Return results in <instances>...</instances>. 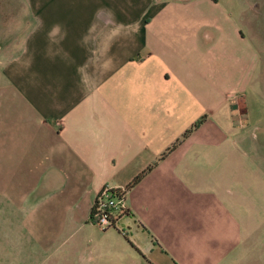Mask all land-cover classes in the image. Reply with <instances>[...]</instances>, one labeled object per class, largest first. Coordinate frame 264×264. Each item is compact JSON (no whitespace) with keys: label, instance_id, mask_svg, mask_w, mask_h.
I'll return each mask as SVG.
<instances>
[{"label":"crops","instance_id":"1","mask_svg":"<svg viewBox=\"0 0 264 264\" xmlns=\"http://www.w3.org/2000/svg\"><path fill=\"white\" fill-rule=\"evenodd\" d=\"M236 10L0 0V214L14 216L0 262L109 264L127 245L189 264L179 248L219 239L234 258L244 247L239 263L264 264V154L255 177L252 158L264 151V58ZM151 166L125 195L137 239L92 222L103 190Z\"/></svg>","mask_w":264,"mask_h":264},{"label":"rangeland","instance_id":"2","mask_svg":"<svg viewBox=\"0 0 264 264\" xmlns=\"http://www.w3.org/2000/svg\"><path fill=\"white\" fill-rule=\"evenodd\" d=\"M221 2L227 8H230L231 11L232 9L234 10L237 9L235 12L236 15L245 18L244 20L246 22V25L242 24V26L244 27L245 31L251 35L254 45L259 50H261V55L264 58V0H221ZM256 5L258 6V8H254V6ZM248 24L252 26V29L250 31L247 30ZM252 139H253V147H254L257 141L254 138ZM262 154H264V151L259 150L257 148L255 149L253 148L252 158H253L254 177L255 174L259 172L258 167L259 165H261L262 162V158H263ZM241 201L244 202L245 198H242ZM9 217H14V216H6L0 214V255L3 254L2 250L4 249L3 245L5 244V239H6L5 223ZM246 217H250V215ZM256 217L258 218L257 221L259 222L260 221L259 216ZM256 217L254 216L253 218ZM127 219L128 217L126 216V214H123L117 223L116 230L125 231L124 237L127 238L132 237L133 239H137L136 235H134L133 233L131 234L128 226L123 227V223L127 225L128 222ZM99 228L101 229V227ZM111 229H115V228H111ZM138 240L139 243L144 242L146 240V237L144 235H140ZM129 241H131V243L135 247L134 250L139 251V248L134 244V242L132 240ZM145 243H147V241ZM238 247L236 252L237 257L235 258L233 257L232 253L229 252V249H233V248L228 247L225 242L219 239L213 240L212 242L209 241L207 246L199 243H198V247H194L190 243L188 244L187 247L183 245L181 248L178 249V254L180 255V257H182V259H187L189 264H241L239 263V259L244 257V247L243 246H238ZM34 251H36V248H34ZM195 252H197L196 255ZM142 256L143 257L137 255L126 245L123 250V253L119 256V259L110 261L109 264H148V261L149 263H152L149 259L144 258L145 257L144 254H142ZM41 261H42V257L33 256L22 264H44L41 263ZM0 264H5V263L1 261ZM11 264H16V263H11ZM45 264H67V263L64 261H60L59 263H57L52 260Z\"/></svg>","mask_w":264,"mask_h":264},{"label":"built area","instance_id":"3","mask_svg":"<svg viewBox=\"0 0 264 264\" xmlns=\"http://www.w3.org/2000/svg\"><path fill=\"white\" fill-rule=\"evenodd\" d=\"M125 212L124 191L105 189L94 202L92 217L97 226L107 230L117 228V223ZM120 232L125 235V231Z\"/></svg>","mask_w":264,"mask_h":264},{"label":"trees","instance_id":"4","mask_svg":"<svg viewBox=\"0 0 264 264\" xmlns=\"http://www.w3.org/2000/svg\"><path fill=\"white\" fill-rule=\"evenodd\" d=\"M206 121V116L202 117L201 119H199L194 126L188 130L182 137L181 140H179L178 142H176L166 153H164V155L162 156L165 157L168 153L172 152L184 139H186L194 130H196L197 128H199L204 122ZM154 166L149 167L145 172H143L142 174H140L138 177L135 178V180L126 188V190L124 191V195H126L127 191L129 189H131L134 185H136L138 182H140V180L143 178V176L150 171ZM119 192V191H118ZM126 215L129 214V211L126 209L125 212ZM92 222H94V219L92 217ZM116 229V228H115Z\"/></svg>","mask_w":264,"mask_h":264}]
</instances>
